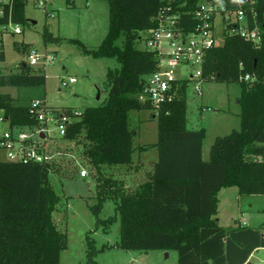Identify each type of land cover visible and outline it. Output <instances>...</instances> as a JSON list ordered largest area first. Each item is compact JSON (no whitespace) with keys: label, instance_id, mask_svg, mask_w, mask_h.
<instances>
[{"label":"trees","instance_id":"16d2710c","mask_svg":"<svg viewBox=\"0 0 264 264\" xmlns=\"http://www.w3.org/2000/svg\"><path fill=\"white\" fill-rule=\"evenodd\" d=\"M75 1L67 0L70 5ZM107 1L109 28L98 47L89 48L69 38L84 54L118 61L119 67L108 70L105 100L81 112L73 107L58 109L72 120L62 138L68 145L58 148L60 155L54 159L24 163L0 157V264H61L68 234L54 218L61 197L51 176L77 173L80 165L72 169L66 157L73 150L101 182L97 202L90 206L97 217L94 231L107 232L120 221V236L112 245L99 248L92 231L88 233L86 264H97L98 253L110 247L175 250L178 264H256L250 256L264 247V225L223 226L217 214L222 188L237 187L240 195H264V0H258L263 27L260 46L232 35L206 53L205 81L241 86L240 129L218 135L208 160L203 155L206 129L188 127L187 80L180 83L175 100L151 114L158 122L157 142L135 144L138 131L132 125V112L153 111L141 96L145 76L155 72L159 63L154 51L140 47V36L156 25L155 15L163 0ZM28 2L0 0V63L6 59L4 35L8 30L3 27L28 23ZM44 40L58 42L60 36L46 25ZM30 47L23 45V53H29ZM247 73L257 78L242 80ZM46 80L44 69L25 59L17 72L0 70V87L41 86ZM0 111L13 130L39 125L29 104H18L10 94L0 93ZM152 147L159 152L153 169L139 184L126 186L118 172L134 165L137 150ZM107 200L113 201L115 214L102 218Z\"/></svg>","mask_w":264,"mask_h":264},{"label":"rangeland","instance_id":"374dc122","mask_svg":"<svg viewBox=\"0 0 264 264\" xmlns=\"http://www.w3.org/2000/svg\"><path fill=\"white\" fill-rule=\"evenodd\" d=\"M47 11H52L54 16L47 14ZM25 13L28 23L19 24L22 32L13 33L16 25L11 24L4 35L6 59L0 63V70L4 73L17 72L21 61L26 60L33 50L39 54H55V58L43 68L47 76L45 85L4 86L0 87V93L10 94L18 104L26 105L32 100L42 99L51 107H73L78 112L87 106L101 104L107 96L108 70L119 67V63L115 58H95L84 54L80 46L69 38L79 39L89 48L98 47L109 28V2L77 0L75 7H69L67 0H55L51 6L40 7L35 5L33 0H29ZM46 25L55 36H60V41L45 42ZM223 40L220 38L218 43L221 44ZM25 44L31 45L29 53H23ZM73 77L76 82L71 83L70 79ZM196 85L194 80L187 84L188 127H206L204 158L208 159L215 137L234 130L232 125L237 118L235 113L240 108L238 97L241 94V86L237 82L209 80L200 83L201 93H198ZM150 111L146 109L132 112V125L138 131L134 140L136 145L157 140L158 122L157 119L151 118L155 111ZM49 126L52 129L50 136L56 139L58 148H66L68 143L59 136L55 122L50 121ZM36 128L28 127L29 130ZM0 157L5 158L3 153H0ZM66 157L71 159L72 169L75 165L85 166L76 150ZM156 157V148L137 150L134 153V165L131 168H123L117 176L137 184L147 176L144 168L136 170L141 166L137 160L151 161ZM149 165L145 164V167L148 168ZM85 167L88 169V176L84 179L79 175V166L77 173L69 172L65 178H61L59 174L51 176L52 183L61 197L54 218L59 227L68 234V248L61 254V264H86V237L91 231L90 234L96 239L99 248L104 244L116 243L120 236L119 220L114 222L107 232L102 228L94 231L97 217L90 206L97 202V186H100L101 182L90 172L88 166ZM218 197L220 203L217 218L221 225H237L239 223H236V220L240 219V224L264 225V195H240L237 187H227L219 192ZM113 214L115 205L112 200H107L100 217L107 218ZM166 253L160 250L139 251L110 247L98 253L97 264H178L177 251L172 250L170 257H166ZM255 258L260 261L264 259V249L256 252Z\"/></svg>","mask_w":264,"mask_h":264},{"label":"built area","instance_id":"2783aa9c","mask_svg":"<svg viewBox=\"0 0 264 264\" xmlns=\"http://www.w3.org/2000/svg\"><path fill=\"white\" fill-rule=\"evenodd\" d=\"M33 1L37 6L48 7L55 0ZM48 12L54 16L52 11ZM155 22V26L143 31L145 34L140 36V47L154 51L159 58L158 69L145 76L141 96L142 100L150 102L155 112L179 96L180 83L184 80L196 81V90L201 93L200 83L205 81L203 67L206 53L219 44L220 38L225 40L227 36L237 35L260 46L263 34L258 0H163ZM10 25L3 29L8 30ZM13 32L22 30L16 25ZM54 58L55 54H39L33 50L26 61L34 67L45 68ZM256 78L250 73L241 76L246 81ZM70 82H76V78H71ZM29 112L38 118L36 130H13L3 111H0V152L5 159L12 161H50L59 152L56 139L50 136L52 129L49 122H55L59 136L63 138L72 117L63 115L61 110L52 108L42 99L32 100ZM79 175L86 178L87 167L80 165ZM256 264H264V259Z\"/></svg>","mask_w":264,"mask_h":264},{"label":"crops","instance_id":"0c3cea01","mask_svg":"<svg viewBox=\"0 0 264 264\" xmlns=\"http://www.w3.org/2000/svg\"><path fill=\"white\" fill-rule=\"evenodd\" d=\"M77 1V0H76ZM76 1H75V3H74V5H70L68 2V6L69 7H75L76 6ZM47 77V76H46ZM239 98V97H238ZM238 103H239V100H238ZM240 105V104H239ZM55 109H57V108H55ZM150 113H151V111H150ZM236 115V120H234V122H233V124L234 125H232L233 126V128L232 129H236V128H239L240 127V125H241V119H240V108H238V110H237V113H235ZM145 118H146V116H145ZM149 118V117H148ZM237 122V125H235L236 124V122ZM201 127H204L205 129H206V127L203 125V126H201ZM194 129V128H193ZM195 129H198V128H195ZM206 134H207V131H206ZM218 136V135H217ZM216 136V137H217ZM215 137V138H216ZM206 138H207V135H206V137H205V141H204V146H203V155H204V157H205V142H206ZM157 140H158V136H157ZM157 140L156 141H152V142H145V143H155V142H157ZM215 140V139H214ZM145 143H143V144H145ZM152 148H156V147H152ZM157 149V148H156ZM210 150H211V148H210ZM210 154V153H209ZM210 157V156H209ZM158 158H159V152H158V149H157V157L155 158V159H151V161L150 160H148V159H144V160H142V159H138L137 161H138V164H141V166L139 165L138 167H137V169L136 170H140L141 168H144L145 169V173L147 174L148 172H150L152 169H153V166H154V164H155V162H157L158 161ZM206 159V158H205ZM209 159V158H208ZM208 159H206V160H208ZM134 161H136L135 159H134ZM145 164H150L149 165V167L148 168H146L145 167ZM145 177H146V175H145ZM144 177V178H145ZM82 179H84V178H82ZM144 180V179H143ZM143 180H141V181H143ZM140 181V182H141ZM140 182H137V184H139ZM137 184H133V183H129V181H126V186H135V185H137ZM223 189V188H222ZM221 189V190H222ZM220 190V191H221ZM238 193H239V191H238ZM219 203H220V200H219ZM241 220V219H240ZM240 220H236L237 222L236 223H240ZM245 224V223H244ZM245 225H249V224H245ZM261 225V224H260ZM260 225H252V226H260ZM231 226V225H230ZM261 249H264V247H261V248H258L256 251H254L253 253H252V255L250 256V259L252 260V261H254L255 263L257 262V261H260V260H257V258H255V255H256V252H258L259 250H261ZM172 251V250H171ZM171 251H164V252H167L166 253V257H170V255H171ZM263 260V259H262Z\"/></svg>","mask_w":264,"mask_h":264},{"label":"water","instance_id":"95a60500","mask_svg":"<svg viewBox=\"0 0 264 264\" xmlns=\"http://www.w3.org/2000/svg\"><path fill=\"white\" fill-rule=\"evenodd\" d=\"M42 137H44V135H41Z\"/></svg>","mask_w":264,"mask_h":264}]
</instances>
